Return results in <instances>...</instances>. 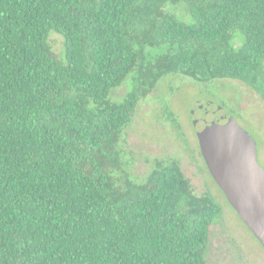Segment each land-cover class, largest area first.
Masks as SVG:
<instances>
[{
    "label": "trees",
    "instance_id": "trees-1",
    "mask_svg": "<svg viewBox=\"0 0 264 264\" xmlns=\"http://www.w3.org/2000/svg\"><path fill=\"white\" fill-rule=\"evenodd\" d=\"M168 75L264 101V0H0V264L208 263L215 196L122 145Z\"/></svg>",
    "mask_w": 264,
    "mask_h": 264
},
{
    "label": "rangeland",
    "instance_id": "rangeland-1",
    "mask_svg": "<svg viewBox=\"0 0 264 264\" xmlns=\"http://www.w3.org/2000/svg\"><path fill=\"white\" fill-rule=\"evenodd\" d=\"M176 13L180 15L181 11ZM49 42L55 57L64 60L63 37L52 33ZM131 88L130 81H126L111 96L121 101ZM203 103L225 109L255 138L258 161L264 168V101L236 80L199 83L182 75L164 77L155 93L138 104L122 145L134 158L132 170L138 180L149 173L156 159H175L198 194L210 192L215 196L223 213L220 221L210 227L207 264H264V248L230 205L201 156L192 112Z\"/></svg>",
    "mask_w": 264,
    "mask_h": 264
},
{
    "label": "water",
    "instance_id": "water-1",
    "mask_svg": "<svg viewBox=\"0 0 264 264\" xmlns=\"http://www.w3.org/2000/svg\"><path fill=\"white\" fill-rule=\"evenodd\" d=\"M192 121L211 176L264 248V168L255 138L212 103L199 104Z\"/></svg>",
    "mask_w": 264,
    "mask_h": 264
}]
</instances>
